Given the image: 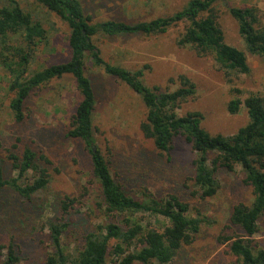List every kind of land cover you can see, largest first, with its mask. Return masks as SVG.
Returning a JSON list of instances; mask_svg holds the SVG:
<instances>
[{
  "label": "rangeland",
  "instance_id": "1",
  "mask_svg": "<svg viewBox=\"0 0 264 264\" xmlns=\"http://www.w3.org/2000/svg\"><path fill=\"white\" fill-rule=\"evenodd\" d=\"M17 1L43 22L49 36L48 43L35 48L31 70L68 61L71 54L68 25L37 0ZM80 1L95 20L133 23L171 15L189 0ZM231 6L256 8L257 25L264 26V0H228L215 5L225 41L247 55L250 70L246 73L223 68L212 53L199 55L190 46L178 45V39L189 24L186 21L162 34L101 37L95 41L111 63L131 70L148 66L144 82L149 86L160 85L174 90L179 87L180 75L189 77L196 85V94L182 105L180 113L199 111L203 114L202 126L206 130L212 134L231 135L249 121L245 107L236 114L228 111V103L236 95L235 89L240 91L238 95L242 99L252 94L264 98V56L246 49L239 24L229 12ZM13 46L25 44L17 36L0 37V174L5 179L15 176L9 155L11 152L22 154L29 147L51 160L52 180L31 202H25L10 189L0 191V244H16L19 264H46L47 253L51 250L49 224L60 217L57 205L47 207L48 204L65 195L78 199L68 216L71 224L64 241L66 249L73 253L83 244L82 236L105 220L99 210L102 194L83 142L68 136L71 118L81 100L72 78L54 79L34 89L25 103L24 120L15 119L11 109L15 92L10 87L14 77L12 66L17 60ZM87 74L97 98L96 141L123 189L129 195L142 198L145 193L157 198L177 194L190 204V214L202 220L194 242L182 248L175 263L232 264L235 257L229 243L222 242L221 237L243 233L230 221L233 207L253 201V189L245 182L242 168H220L217 194L206 199L195 195L193 160L196 153L191 144L178 136L168 154L160 152L141 131L140 125L147 115L142 98L100 67L89 64ZM137 216L163 230L162 218L157 217L161 222L155 223V216ZM256 241L264 247V216L259 221ZM5 253L6 249L0 248V264H3Z\"/></svg>",
  "mask_w": 264,
  "mask_h": 264
},
{
  "label": "trees",
  "instance_id": "2",
  "mask_svg": "<svg viewBox=\"0 0 264 264\" xmlns=\"http://www.w3.org/2000/svg\"><path fill=\"white\" fill-rule=\"evenodd\" d=\"M228 0H189L179 11L168 15L126 22L116 19L95 20L85 11L80 0H37L60 17L69 27L70 58L68 61L32 71L30 65L35 48L48 43L49 36L43 22L26 11L17 0H0V37L21 38L25 46H13L14 61L11 89L15 96L11 109L17 121L25 118V103L31 92L54 79L70 77L81 96L71 118L68 136L81 140L91 157L92 173L100 185L99 203L103 222L97 223L83 236V244L70 253L65 236L70 226L68 216L78 202L65 195L57 202L60 217L49 224L51 250L46 264H176L179 252L194 242L201 228V219L190 214V204L177 194L157 198L152 193L144 197L129 195L113 176L107 157L98 146L94 131L97 98L90 77L89 64L102 68L134 90L147 108L146 119L140 128L162 153L173 149L174 139L183 136L196 153L193 160L194 194L202 199L213 197L220 188L217 172L220 168L240 166L245 182L253 189L251 204L239 203L233 207L230 221L242 229V234L224 235L235 257L232 264H264V247L256 241L259 221L264 216V98L257 94L242 99L236 95L228 103L231 114L247 108L249 121L231 135L212 134L202 126L199 111L180 113L182 105L196 94L195 83L186 75L178 77L179 87L170 90L144 82L148 66L131 70L111 63L102 54L95 38H113L134 34H162L172 26L186 21L188 26L178 39V45L190 46L197 54L212 53L225 69L249 72L245 51L228 44L217 21L215 5ZM231 16L239 24V32L246 49L264 56V26H258L259 16L253 7H229ZM12 48V47H11ZM174 79H170L173 82ZM16 175L5 179L0 174V191L10 189L25 202L47 189L52 180L51 160L27 147L22 154L9 155ZM155 216V223L163 220V230L145 222L137 215ZM158 217V218H157ZM6 249L3 264H19L20 256L14 242L0 244Z\"/></svg>",
  "mask_w": 264,
  "mask_h": 264
}]
</instances>
